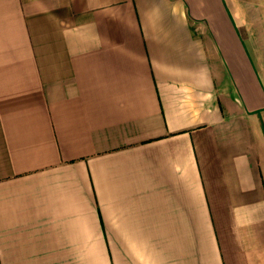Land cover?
Instances as JSON below:
<instances>
[{
    "label": "crops",
    "instance_id": "1",
    "mask_svg": "<svg viewBox=\"0 0 264 264\" xmlns=\"http://www.w3.org/2000/svg\"><path fill=\"white\" fill-rule=\"evenodd\" d=\"M0 264H264V0H0Z\"/></svg>",
    "mask_w": 264,
    "mask_h": 264
}]
</instances>
